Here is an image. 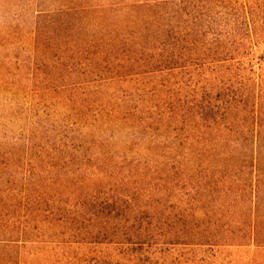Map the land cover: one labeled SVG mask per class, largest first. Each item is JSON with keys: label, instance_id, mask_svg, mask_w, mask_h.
<instances>
[{"label": "trees", "instance_id": "1", "mask_svg": "<svg viewBox=\"0 0 264 264\" xmlns=\"http://www.w3.org/2000/svg\"><path fill=\"white\" fill-rule=\"evenodd\" d=\"M262 44L264 0H0V264L264 260Z\"/></svg>", "mask_w": 264, "mask_h": 264}, {"label": "rangeland", "instance_id": "2", "mask_svg": "<svg viewBox=\"0 0 264 264\" xmlns=\"http://www.w3.org/2000/svg\"><path fill=\"white\" fill-rule=\"evenodd\" d=\"M264 48V44L260 46ZM15 126H9L8 133L14 134L15 133ZM253 247H224L220 251H216L214 256L209 254L210 251L200 250L199 252H195L196 255H193V252L189 250H183L179 253L185 252V257H191L190 260H186L185 258L182 260L178 259L179 253L172 252L169 254L172 257L169 258H176V262H172V264H264V260L259 261L258 259L252 258L253 256ZM207 256V257H206ZM168 262V261H167ZM169 264V263H164Z\"/></svg>", "mask_w": 264, "mask_h": 264}]
</instances>
